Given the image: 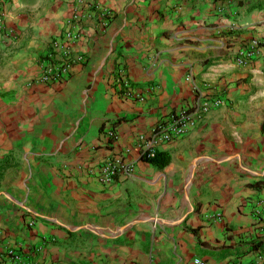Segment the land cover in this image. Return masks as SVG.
<instances>
[{
    "label": "crops",
    "instance_id": "1",
    "mask_svg": "<svg viewBox=\"0 0 264 264\" xmlns=\"http://www.w3.org/2000/svg\"><path fill=\"white\" fill-rule=\"evenodd\" d=\"M89 1L0 0V264H264V0H98L107 25L84 17L72 47L85 61L37 81ZM193 82L223 103L157 145L159 168L138 135L191 106ZM114 154L133 172L102 183Z\"/></svg>",
    "mask_w": 264,
    "mask_h": 264
},
{
    "label": "built area",
    "instance_id": "2",
    "mask_svg": "<svg viewBox=\"0 0 264 264\" xmlns=\"http://www.w3.org/2000/svg\"><path fill=\"white\" fill-rule=\"evenodd\" d=\"M98 0H91L85 6L76 8L70 17L65 20V26L62 33L51 39L49 50L43 56L42 70L37 81L42 83L61 82L68 75L72 66L83 63L86 59L83 53L73 52V44L81 36V21L84 17L92 15L101 18L100 25L105 27L109 21L110 12L107 9H101ZM4 27L3 15L0 11V30ZM259 49L256 40L251 41L244 50H241L237 58V63L244 64L251 59ZM185 78L193 81L194 74L191 70L186 72ZM115 83L121 88L125 95H129L131 91L130 81L123 69H119ZM194 100L191 106L170 113L165 119L156 123L149 133H141L138 135L140 144V153L147 157H153L158 144L167 142L172 138L182 135L188 126H194L196 121L205 114L210 108L217 107L223 103L219 97H214L204 93L194 82ZM108 135L111 138L116 137L114 130H109ZM133 166L126 162L119 154L111 155L103 160L99 166L98 179L102 183L112 182L118 174L126 176L131 175ZM217 218L221 217V213L215 214ZM11 258L14 260L21 259L19 253L10 251ZM257 258L264 259V249L259 250ZM195 263L203 264L200 259H195Z\"/></svg>",
    "mask_w": 264,
    "mask_h": 264
},
{
    "label": "trees",
    "instance_id": "3",
    "mask_svg": "<svg viewBox=\"0 0 264 264\" xmlns=\"http://www.w3.org/2000/svg\"><path fill=\"white\" fill-rule=\"evenodd\" d=\"M171 113H173V112H171ZM169 114L167 116H169ZM141 157L145 161L150 162V163L156 165L159 168H161L164 165H166L168 163V161H169V157L164 152L158 151L157 149L155 150V154H154L153 157H147L144 154L141 155ZM254 248H256V245L254 246Z\"/></svg>",
    "mask_w": 264,
    "mask_h": 264
}]
</instances>
